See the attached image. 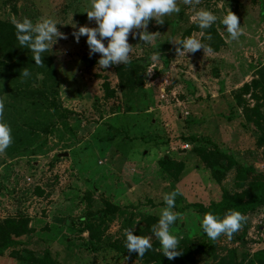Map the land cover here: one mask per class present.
Returning <instances> with one entry per match:
<instances>
[{"label":"rangeland","instance_id":"374dc122","mask_svg":"<svg viewBox=\"0 0 264 264\" xmlns=\"http://www.w3.org/2000/svg\"><path fill=\"white\" fill-rule=\"evenodd\" d=\"M90 2L0 0V21L14 25L25 17L33 23L52 18L66 37L41 54L40 66L17 45L11 56L23 64L11 71L0 67V118L12 138L0 153V223L23 211L30 228L17 245L0 252V264H33L28 253H48L56 264H145V257L124 255L117 246L130 228L159 248L153 228L165 207L163 195L173 190L179 193L172 209L177 219L169 230L179 249L191 247L194 264H214L230 249L245 260L264 248L262 205L244 214L246 220L230 239L221 234L211 250L195 251L204 240L199 205L218 201L224 190L238 191L241 178L231 169L216 180L196 149L216 147L241 164L264 170L262 148L244 116V108L258 103L252 92L260 89L251 87L240 103L235 97L244 83L259 79L258 71L264 78V0H193L188 5L177 0L178 13L165 16L161 24L149 20L146 31L154 34L147 42L139 39L140 29H133L137 35L130 32L127 40L129 60L150 61L143 83L134 89L118 84L119 64L97 67L99 54L89 56L85 37L74 42L76 28L95 27L85 13ZM201 9L217 16L212 26L224 44L218 51L184 55L176 42L188 36L201 41L192 19ZM228 11L241 29L235 40L220 23ZM153 54L158 58L153 60ZM25 67L28 77L19 75ZM160 91L166 92L164 100ZM256 112H248L251 120H260ZM185 143L186 150L181 148ZM164 156L177 165L165 170ZM108 205L118 210L107 211ZM147 215L156 220L152 231L138 234ZM87 222L98 226L99 240L90 242L83 230Z\"/></svg>","mask_w":264,"mask_h":264},{"label":"clouds","instance_id":"9594fccd","mask_svg":"<svg viewBox=\"0 0 264 264\" xmlns=\"http://www.w3.org/2000/svg\"><path fill=\"white\" fill-rule=\"evenodd\" d=\"M183 3L188 5L193 3V0H183ZM179 11L177 0H91L90 10L85 13L87 19L94 22L95 27L79 26L72 36L74 42H79L81 36L85 37L89 56L99 54L96 64L99 69L104 70L111 65H123L129 62L131 46L127 40L133 29H140L139 39L147 42L154 34L146 31L150 19H154L156 24H161L165 16ZM192 19L201 30V36L210 39V34H205L203 30L208 29L217 20V16L207 9H201L195 12ZM220 23L224 25L230 39L238 38L241 29L236 15L228 11ZM57 24L59 23L52 18H41L33 23L27 17L14 23L16 40L20 48H26L32 53L31 59L36 66L42 65L41 54L48 52L57 39H66L64 34L58 31ZM132 35L135 36L137 33L132 32ZM176 44L180 46L177 51H182L184 55L197 50L203 51L206 48L200 40L192 36L185 37ZM157 58L158 55L153 54L152 59ZM19 75L28 77V69L25 67ZM3 111L4 103L0 100V114ZM11 142V129L8 123L0 118V153H3ZM178 194L173 190L163 195L165 207L160 211L158 227L153 228L160 253L169 261L181 254L177 247L178 238L169 230L177 219V214L172 209ZM245 220L246 217L235 210L227 211L223 217L206 212L199 227L210 240H215L221 234L230 239L242 227ZM124 236V247L129 253L134 251L137 257H142L145 251L152 247L148 237L133 235L130 228L125 229Z\"/></svg>","mask_w":264,"mask_h":264},{"label":"trees","instance_id":"16d2710c","mask_svg":"<svg viewBox=\"0 0 264 264\" xmlns=\"http://www.w3.org/2000/svg\"><path fill=\"white\" fill-rule=\"evenodd\" d=\"M205 34H210V39H204L201 36V43L206 46L205 49L211 51H218L220 46L224 44L215 28L211 25L208 29L203 30ZM16 30L14 25L7 22L0 21V67L4 66L7 70L11 71L13 68H18L23 64L20 57H12L11 51L19 45L16 40ZM190 33V29L187 30V34ZM147 57H137L129 60L127 64H119L115 67V73L118 78V84L128 89H134L143 83L142 75L146 66L149 64ZM259 72V79H252L251 84L244 83L239 89L238 94L235 96L238 103H240L241 96L247 94L249 89L259 88V94L252 92V99L258 102L254 107L247 109L244 108L245 120L252 123V128L256 132V143L262 148V158L264 159V126L260 125V122H264V78L262 71ZM3 72L0 71V78L3 76ZM40 87L36 88V92L41 93ZM242 92V93H241ZM113 94V92H112ZM256 109L258 112H256ZM249 111L260 114V120H251L249 117ZM43 140V139H42ZM40 141V143L42 142ZM196 152L199 154L201 160L207 166L212 176L216 180H220L225 172L234 169L236 173L241 175V178L237 181L238 191L229 192L224 190L218 201L210 203L207 207L199 205V210L204 214L206 212H212L213 214L223 217V215L229 210H235L242 215L252 213L259 207L264 205V170H256L252 165L241 164L236 161L231 153L214 147L213 150H205L203 148H197ZM171 160L162 158V167L167 170L170 165L173 164ZM177 165V163H174ZM182 165L177 166V170H181ZM116 205H108L107 211L118 210ZM28 215L20 211L16 218L8 217L0 223V252L9 248L10 245H17L21 236L30 232L28 227ZM156 220L153 216L147 215L142 219L143 226L139 227L138 234L141 232L150 233ZM98 226L94 222H87L84 225L83 230L88 231L90 242L100 239V233ZM204 240L197 246L196 252L209 251L212 244L210 240L203 232ZM137 235V231L134 232ZM125 237V236H124ZM125 241V239H124ZM124 241L117 247L125 255H136L133 251L129 253L124 247ZM151 249L145 251L142 257H145V264H194V257L192 249L188 245H184L180 251L181 254L173 260H167L157 247L156 242H152ZM90 246V245H89ZM87 250L88 247L86 246ZM92 249V247H91ZM28 260H32L33 264H56L51 260L48 253H44L42 257H36L33 253L26 255ZM214 264H264V248L254 251L247 259L239 260L236 249L228 250L224 256L218 258Z\"/></svg>","mask_w":264,"mask_h":264},{"label":"built area","instance_id":"2783aa9c","mask_svg":"<svg viewBox=\"0 0 264 264\" xmlns=\"http://www.w3.org/2000/svg\"><path fill=\"white\" fill-rule=\"evenodd\" d=\"M165 96H166V92L160 91L159 98L161 100H164V97ZM188 146L189 145L187 143H185L184 145L181 146V148L184 149V150H186V149H188Z\"/></svg>","mask_w":264,"mask_h":264},{"label":"water","instance_id":"95a60500","mask_svg":"<svg viewBox=\"0 0 264 264\" xmlns=\"http://www.w3.org/2000/svg\"><path fill=\"white\" fill-rule=\"evenodd\" d=\"M163 158H164V159H166V158H167V156H164Z\"/></svg>","mask_w":264,"mask_h":264}]
</instances>
